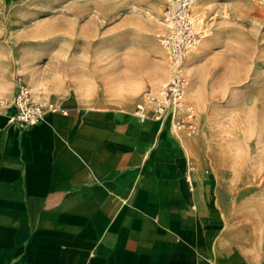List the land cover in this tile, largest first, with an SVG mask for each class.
<instances>
[{
    "label": "rangeland",
    "instance_id": "374dc122",
    "mask_svg": "<svg viewBox=\"0 0 264 264\" xmlns=\"http://www.w3.org/2000/svg\"><path fill=\"white\" fill-rule=\"evenodd\" d=\"M178 2L0 0V104L23 84L43 103L133 111L168 77L159 37ZM190 7L202 36L186 59L196 128L181 148L203 253L213 264H264V0Z\"/></svg>",
    "mask_w": 264,
    "mask_h": 264
},
{
    "label": "crops",
    "instance_id": "0c3cea01",
    "mask_svg": "<svg viewBox=\"0 0 264 264\" xmlns=\"http://www.w3.org/2000/svg\"><path fill=\"white\" fill-rule=\"evenodd\" d=\"M64 107L23 125L0 104V264H213L182 133Z\"/></svg>",
    "mask_w": 264,
    "mask_h": 264
},
{
    "label": "built area",
    "instance_id": "2783aa9c",
    "mask_svg": "<svg viewBox=\"0 0 264 264\" xmlns=\"http://www.w3.org/2000/svg\"><path fill=\"white\" fill-rule=\"evenodd\" d=\"M191 1L179 0L166 13V29L161 33L159 41L165 51L168 77L158 86L157 91H146L142 103L132 111L139 121H167L174 132L187 134L194 132L196 125L193 105L185 98L189 83L186 59L202 36L201 27L191 12ZM10 104L15 109L11 119L23 125L42 121L47 112H67L66 107L56 102L34 100L28 87L23 84L17 86Z\"/></svg>",
    "mask_w": 264,
    "mask_h": 264
},
{
    "label": "bare ground",
    "instance_id": "6f19581e",
    "mask_svg": "<svg viewBox=\"0 0 264 264\" xmlns=\"http://www.w3.org/2000/svg\"><path fill=\"white\" fill-rule=\"evenodd\" d=\"M258 17H259V15H258ZM263 17H264V16H263ZM45 29H46V28H45ZM45 29H44V30H45ZM39 30L41 31V29H39ZM46 30H47V29H46ZM46 30H45V31H46ZM40 31H39V33H40ZM42 31H43V30H42ZM42 33H43V32H42ZM37 99H38V98H37ZM164 131H166V130H164ZM164 131H163V132H164ZM163 132H162V133H163ZM164 134H165V133H164ZM166 134H167V133H166ZM164 138H165V137H164ZM181 144H182V143H181ZM174 199H175V198H174ZM173 201H174V200H173Z\"/></svg>",
    "mask_w": 264,
    "mask_h": 264
}]
</instances>
